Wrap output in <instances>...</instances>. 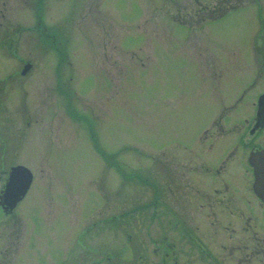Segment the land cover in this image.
Instances as JSON below:
<instances>
[{
	"label": "rangeland",
	"instance_id": "rangeland-1",
	"mask_svg": "<svg viewBox=\"0 0 264 264\" xmlns=\"http://www.w3.org/2000/svg\"><path fill=\"white\" fill-rule=\"evenodd\" d=\"M254 39L264 0H0V187L11 167L33 175L13 215L0 209V264H89L97 247L110 264H153L144 215L162 178L221 161L236 137L203 131L254 116ZM109 211L114 239L105 227L76 243Z\"/></svg>",
	"mask_w": 264,
	"mask_h": 264
},
{
	"label": "flooded vegetation",
	"instance_id": "flooded-vegetation-1",
	"mask_svg": "<svg viewBox=\"0 0 264 264\" xmlns=\"http://www.w3.org/2000/svg\"><path fill=\"white\" fill-rule=\"evenodd\" d=\"M13 45L14 40L5 44L9 53ZM253 50L250 69L256 75L252 76L248 89L256 85L264 69L263 42L257 44L254 39ZM29 65L28 61H23L19 73ZM262 94L264 91L259 97ZM257 101L253 118L245 121L242 129H238V124L225 126L223 115L213 121L214 131H203L200 141L204 142L236 137L228 151L223 147L226 153L221 161L216 158L223 151H212L213 159L209 162H198L194 166L187 163L185 166L190 167L187 176L177 170L170 184L162 178L157 189L156 208L144 215L145 221L151 222L150 226H143L144 230H154V236L148 233L150 242L155 244L153 264H264V237L260 238L258 211L264 203L254 193L253 168L249 160L252 153L264 150V123L257 121L260 115ZM191 169L193 171L189 172ZM7 178L8 173L0 187V209L9 217L24 198L16 204L14 195L5 189ZM116 220L114 211H109L107 217L83 228L76 243H80L84 234L105 227L114 239ZM125 233L127 241H133V235ZM77 248L76 245L71 249V257ZM94 249L98 260L89 264H110L115 257L110 248ZM143 264H147L145 259Z\"/></svg>",
	"mask_w": 264,
	"mask_h": 264
},
{
	"label": "water",
	"instance_id": "water-1",
	"mask_svg": "<svg viewBox=\"0 0 264 264\" xmlns=\"http://www.w3.org/2000/svg\"><path fill=\"white\" fill-rule=\"evenodd\" d=\"M28 68H25L22 74H25ZM259 117L257 121L264 123V95L258 100ZM250 163L253 167L254 184L253 189L256 195L264 202V151L255 153L250 157ZM32 182L31 172L23 167H12L6 184V191L14 195L15 200L19 201L27 193Z\"/></svg>",
	"mask_w": 264,
	"mask_h": 264
}]
</instances>
